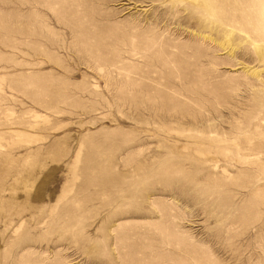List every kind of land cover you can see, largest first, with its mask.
<instances>
[{
	"label": "rangeland",
	"instance_id": "374dc122",
	"mask_svg": "<svg viewBox=\"0 0 264 264\" xmlns=\"http://www.w3.org/2000/svg\"><path fill=\"white\" fill-rule=\"evenodd\" d=\"M0 264H264V0H0Z\"/></svg>",
	"mask_w": 264,
	"mask_h": 264
}]
</instances>
